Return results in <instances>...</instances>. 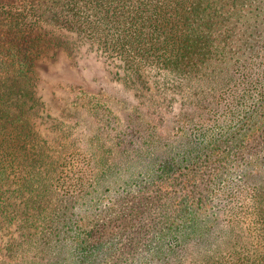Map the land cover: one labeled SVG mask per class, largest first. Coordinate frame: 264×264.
Listing matches in <instances>:
<instances>
[{
	"label": "trees",
	"instance_id": "1",
	"mask_svg": "<svg viewBox=\"0 0 264 264\" xmlns=\"http://www.w3.org/2000/svg\"><path fill=\"white\" fill-rule=\"evenodd\" d=\"M74 40L123 81L170 80L175 139L161 146L134 88L115 102L134 148L104 120L44 152L33 65ZM95 88L78 92L105 111L114 91ZM0 218L18 233L0 264H264V0H0Z\"/></svg>",
	"mask_w": 264,
	"mask_h": 264
},
{
	"label": "rangeland",
	"instance_id": "2",
	"mask_svg": "<svg viewBox=\"0 0 264 264\" xmlns=\"http://www.w3.org/2000/svg\"><path fill=\"white\" fill-rule=\"evenodd\" d=\"M74 42L77 46L72 50L49 49L44 55L40 54L33 65V91L37 105L34 107L36 111L29 115V123L31 132L36 137L34 142L42 145L44 152L46 150L50 154V150L63 151L70 148L69 145L74 140L76 144L71 146V150L72 147H83V134H101L103 130L97 125L101 126L104 120L109 124H120L121 121L122 137L125 142L130 141L134 148L140 140L141 128L137 127L136 121L125 122L124 118H120L121 114L115 106L116 101L125 108L133 105L135 97L131 93L135 92L134 88L142 94V108L147 111L145 119L158 127L156 132L160 134L161 146L175 139L169 132L172 128L170 118L179 103L180 94L173 92L170 80L163 79L161 74L145 70L132 83L123 81V72L117 60L89 47L84 40ZM70 83L73 85H69ZM123 84H130L132 87ZM77 85H81L80 88H76ZM98 85L114 91L105 105V111H100L94 102H90V96L78 92V89L95 90ZM114 94L122 97L117 100ZM87 108L92 111H85ZM17 238L15 227L5 226L0 218V250Z\"/></svg>",
	"mask_w": 264,
	"mask_h": 264
}]
</instances>
